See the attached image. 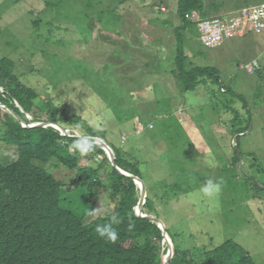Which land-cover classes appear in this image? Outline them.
<instances>
[{
    "label": "rangeland",
    "instance_id": "rangeland-1",
    "mask_svg": "<svg viewBox=\"0 0 264 264\" xmlns=\"http://www.w3.org/2000/svg\"><path fill=\"white\" fill-rule=\"evenodd\" d=\"M178 1L0 0V59L13 58L22 82L40 103L52 100L58 117L64 105L81 117L86 124L78 134L105 132L103 141L139 167L151 212L182 251L199 254L232 241L264 264V179L252 168L255 160L264 169V33L206 48L197 24L176 36L183 27ZM261 4L204 0L202 17ZM178 50L186 55L179 72ZM254 60L261 68L251 75ZM205 68L221 82L190 73ZM87 156L95 168L105 165L106 180L110 157ZM17 158V148L0 140V162ZM37 165L63 182L76 175L54 160ZM207 179L221 184L210 196L199 191ZM96 193L101 211L88 222L115 207L107 187ZM81 194L68 197L75 208Z\"/></svg>",
    "mask_w": 264,
    "mask_h": 264
},
{
    "label": "trees",
    "instance_id": "trees-1",
    "mask_svg": "<svg viewBox=\"0 0 264 264\" xmlns=\"http://www.w3.org/2000/svg\"><path fill=\"white\" fill-rule=\"evenodd\" d=\"M204 9V0H179L177 16L183 27H178L176 36L191 23L188 15L193 12L203 15ZM185 58V53L178 50V72ZM199 72L203 77L221 82L215 69H197L190 73ZM180 76L185 78L183 73ZM23 77L17 75V62L13 58L0 59V126L5 129L0 140L18 150L16 160L0 162V264H162L169 249L164 250L165 236L158 225L140 218L136 212L140 188L120 174L107 157L105 163L110 171L106 180L100 175L105 165L99 168L90 165L87 155L107 156L99 145L95 144L94 150L85 156L70 152L69 145L76 141L78 129L82 130L86 122L73 115L68 105L59 110L58 117L52 100L40 103L39 93L23 83ZM37 123L59 124L67 135L53 127H28ZM83 132L95 140L107 139L106 133L99 129L86 128ZM111 148L117 165L142 179L139 167L125 161L119 149ZM51 160L58 163L53 166L75 172L74 179L63 182L53 171L37 165ZM83 160L88 164L83 166ZM98 186L111 191L115 207L105 216L88 222ZM78 194H81L79 207L75 208L68 197ZM152 205L147 198L145 214L154 216ZM113 215L122 220L114 225L119 233L114 243L100 239L95 232L98 224L106 223ZM129 223L135 225L131 231ZM167 233L175 250L170 264H256L251 255L232 241L211 251L200 249L198 254L196 250L182 251Z\"/></svg>",
    "mask_w": 264,
    "mask_h": 264
},
{
    "label": "built area",
    "instance_id": "built-area-1",
    "mask_svg": "<svg viewBox=\"0 0 264 264\" xmlns=\"http://www.w3.org/2000/svg\"><path fill=\"white\" fill-rule=\"evenodd\" d=\"M244 9L239 15L227 16V17H212L203 18L198 12H193L188 15V21L197 24L198 29L201 32V43L203 46L209 49H217L224 46L225 41L233 39L235 37L247 36L246 32L238 30L239 27L249 26V20H256L261 23L260 33L264 31V6L259 7V13L252 15L248 10ZM243 14V15H242ZM242 15V17H240ZM254 68L251 70V75H255L261 66L255 63Z\"/></svg>",
    "mask_w": 264,
    "mask_h": 264
},
{
    "label": "clouds",
    "instance_id": "clouds-1",
    "mask_svg": "<svg viewBox=\"0 0 264 264\" xmlns=\"http://www.w3.org/2000/svg\"><path fill=\"white\" fill-rule=\"evenodd\" d=\"M166 10V9H165ZM95 147V138L86 134H78L76 141L69 145L70 152H78L80 155L85 156L88 153L92 152ZM221 184L217 180L207 179L200 187L199 191L205 196H210L213 193H216L220 190ZM100 207L92 208L88 212V216H96L100 213ZM122 223L121 218L118 216H111L110 219L104 224H98L95 228V232L100 239L116 242L118 239L119 233L117 228L114 225H119ZM135 227L134 223H129L128 228L131 231Z\"/></svg>",
    "mask_w": 264,
    "mask_h": 264
},
{
    "label": "water",
    "instance_id": "water-1",
    "mask_svg": "<svg viewBox=\"0 0 264 264\" xmlns=\"http://www.w3.org/2000/svg\"><path fill=\"white\" fill-rule=\"evenodd\" d=\"M1 106V104H0ZM4 109H6L5 107H3ZM10 113H12V111H10ZM21 120V119H20ZM24 124V126L27 127V125L25 124V122L23 120H21ZM49 126H53L52 124H47V123H38V124H35L33 126H28L29 128H35V127H41V128H47ZM58 129L63 135H67V131L58 126ZM78 138V136H77ZM97 145H99L100 147H102V149H104L107 154L110 156V160L112 162V165L114 168H116V170L122 174L123 176L127 177V178H130L131 180H133L135 182V184L140 188V192H141V199H140V203L136 209V212L138 214V216L140 218H144V219H147L153 223H156L158 225V227L161 229L163 235L165 236V241L168 243V246H169V255L166 259V261L162 264H170L169 263V260L171 259V255L175 254V250H173V247L172 245H169V243L172 242V240L169 238V235L163 225V223L156 217V216H153V215H147L144 213V208H145V205H146V202H147V193H146V185L145 183L143 182L142 179H140L139 177L135 176V175H132L124 170H122L121 168H119L116 164V157H115V153L114 151L112 150V148L110 146L107 145L106 142H104L103 140L101 139H97ZM252 168H257L258 169V172H261V179L263 180L264 179V169H262V167L257 164V162L254 160L253 164H252ZM173 243V242H172Z\"/></svg>",
    "mask_w": 264,
    "mask_h": 264
},
{
    "label": "bare ground",
    "instance_id": "bare-ground-1",
    "mask_svg": "<svg viewBox=\"0 0 264 264\" xmlns=\"http://www.w3.org/2000/svg\"><path fill=\"white\" fill-rule=\"evenodd\" d=\"M262 6H264V4H261V5L255 7V8H251V7L245 8L244 11H245V10H248L249 13H251L252 15H257V14L259 13V7H262ZM244 11H243V13H244ZM242 15H243V14H242ZM242 15H241L240 17H242ZM238 30L241 31V32H246V33H260L259 31L261 30V23L259 24L258 21L250 19V20H249V26H247V27H239ZM263 32H264V31H263ZM263 32H261V33H263ZM230 40H232V39H230ZM255 63H258V62H257V61H254V62H253V65H254ZM37 124H38V123H37ZM47 124H52L53 126H49V127L56 128V127H55L56 124H53V123H47ZM33 125H35V124L28 125V126H33ZM96 145H97V144H96ZM106 154H107V152H106ZM107 155H108V154H107ZM108 156H109V155H108ZM109 157H110V156H109ZM109 160H110V159H109ZM110 162H111V160H110ZM111 164H112V162H111ZM116 164H117V162H116ZM117 166H118V165H117ZM118 167H119V166H118ZM119 168H120V167H119ZM259 173H260V175H261V172H259ZM134 209H135V208H134ZM173 250H174V247H173ZM168 255H169V254H168ZM168 255H166V256L164 257L162 263H164V262L166 261ZM171 257H173V254L171 255Z\"/></svg>",
    "mask_w": 264,
    "mask_h": 264
},
{
    "label": "crops",
    "instance_id": "crops-1",
    "mask_svg": "<svg viewBox=\"0 0 264 264\" xmlns=\"http://www.w3.org/2000/svg\"><path fill=\"white\" fill-rule=\"evenodd\" d=\"M263 33H264V32H263ZM246 34H248L247 36H249L251 33H250V34H249V33H246ZM245 37H246V36H245ZM254 61H257V62L259 63L258 60H254ZM254 61H253V62H254ZM253 62H252L251 64H253ZM251 64H250V65H251ZM259 64H260V63H259ZM242 68H243V67H242Z\"/></svg>",
    "mask_w": 264,
    "mask_h": 264
}]
</instances>
